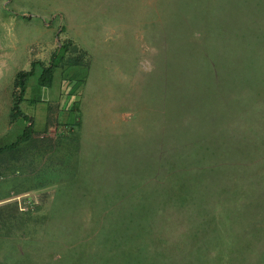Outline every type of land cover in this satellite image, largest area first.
Returning <instances> with one entry per match:
<instances>
[{"label":"rangeland","instance_id":"obj_1","mask_svg":"<svg viewBox=\"0 0 264 264\" xmlns=\"http://www.w3.org/2000/svg\"><path fill=\"white\" fill-rule=\"evenodd\" d=\"M61 43L0 154V264H264V0H0V147Z\"/></svg>","mask_w":264,"mask_h":264},{"label":"trees","instance_id":"obj_2","mask_svg":"<svg viewBox=\"0 0 264 264\" xmlns=\"http://www.w3.org/2000/svg\"><path fill=\"white\" fill-rule=\"evenodd\" d=\"M68 48L69 44L61 43L60 47L57 48V50L51 55L48 64L43 62H33L30 65V70L16 73L11 94L12 105L9 112V123L14 124L18 119H23L25 123H28V125L13 143L0 147V154L5 151L16 149L20 144L26 142L33 135V121L21 111V105L25 101L27 82L29 78L34 76L36 65H40L42 70V74L38 79L39 85L50 87L53 81L54 71L59 68L60 62L68 53ZM83 55L87 56L85 52H83ZM84 65L89 67L90 62L82 63L79 60H75L70 64V66ZM71 110L74 111L75 106H73Z\"/></svg>","mask_w":264,"mask_h":264},{"label":"crops","instance_id":"obj_3","mask_svg":"<svg viewBox=\"0 0 264 264\" xmlns=\"http://www.w3.org/2000/svg\"><path fill=\"white\" fill-rule=\"evenodd\" d=\"M90 67H91V65H90ZM90 67H89V68H90ZM27 141H29V139H28ZM23 143H24V142H23ZM9 151H10V150H9ZM5 152H6V151H5ZM5 152H3V153H5ZM3 153H1V154H3Z\"/></svg>","mask_w":264,"mask_h":264}]
</instances>
